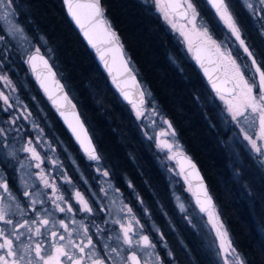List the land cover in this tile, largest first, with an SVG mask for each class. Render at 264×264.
<instances>
[{
	"label": "trees",
	"instance_id": "1",
	"mask_svg": "<svg viewBox=\"0 0 264 264\" xmlns=\"http://www.w3.org/2000/svg\"><path fill=\"white\" fill-rule=\"evenodd\" d=\"M194 3L201 17L216 32L213 11L204 0H194ZM228 3L241 32L257 34L240 3L237 0H228ZM101 5L144 89L151 93L186 154L198 165L233 246L246 264H264V179L254 175L248 167L239 169L238 176L234 174L221 140L219 142L217 108L204 103L210 91L198 70L151 7L139 0H101ZM14 6L18 20L32 40L36 42L40 36L45 39L46 47H40V52L49 57L75 101L96 149H107L105 155L116 151L124 156L127 150L116 149H132L140 162L155 164L129 105L121 102L109 84L93 53L67 17L62 0H14ZM11 44L4 71L14 84L19 81L28 86L29 93L47 109L53 132L68 147L78 149L41 97L17 45ZM259 60L264 64V50L259 53ZM22 92L20 89L24 99ZM123 161H127L126 157ZM143 170L153 172L157 198L165 201L167 194L163 180L158 173L154 174V168L149 166ZM183 234L187 235L185 231ZM186 243L193 264H202L191 239ZM172 247L175 254L187 259L176 249L174 242ZM184 263L191 264L187 260Z\"/></svg>",
	"mask_w": 264,
	"mask_h": 264
},
{
	"label": "rangeland",
	"instance_id": "2",
	"mask_svg": "<svg viewBox=\"0 0 264 264\" xmlns=\"http://www.w3.org/2000/svg\"><path fill=\"white\" fill-rule=\"evenodd\" d=\"M139 1L152 8L153 12L160 18L161 22L176 37L181 51L190 61V46L199 40L204 41V39L199 35V29L203 27L209 30L210 34L216 40L217 44L221 45L222 49L227 46L226 50L232 52L233 58L237 59V62L241 66L247 64L251 67V61L240 47L239 41L232 36L230 30L224 22L220 20L216 12H213L212 14L216 22V32H214L207 22L201 17L198 11L197 22L194 27L193 24L188 22V19L185 21H179L172 14H170L166 10L162 0H160L159 7L156 4V0ZM237 1L243 9L256 19L260 32L262 33V29H264V13L260 16H254L248 10L243 0ZM6 2L7 0H5V3ZM250 2L255 4L256 0H250ZM12 11L16 13L12 19L14 21H18L19 25L23 28L24 38L22 39L19 36L13 37L7 35L6 32H0V35H4V39L0 41V75H6L11 81L10 87L0 81V92H3L4 95L9 98L8 102L11 105V107H8V105H5L4 101L0 99V129L4 130V136L0 137V140L5 141L7 145V147L0 145V161H7L10 159L7 155L8 151L15 150L16 153L21 152L22 146L27 145L29 141L32 142L31 146L34 147L37 152L42 151L43 149L46 151H52L53 149H71L53 132L51 119H49L47 109L43 108L41 104H39L36 96L29 93L28 86L19 81V84H14V82L7 75L6 71H4V69H7L6 64H8V55L11 50V43L17 45V51L20 52L21 58L24 62H26L30 53L36 52L37 49H39L40 52V47H46V41L42 36L34 42L28 35L25 27L18 20V11L15 9V6ZM173 25H175V27H173ZM237 25L240 28V25ZM213 52L219 56L216 49H214ZM256 60L258 61L257 58ZM175 63L178 64L177 61ZM254 75L255 69L248 72L249 78ZM228 78L232 80L231 75H229ZM255 79L258 83L259 77L255 76ZM19 88L23 91L22 94L25 96L24 99L22 98ZM257 91V89H254V93ZM145 96L147 100L144 107L138 108L136 106L133 107V105H129V110L137 123L142 139L150 147L149 150L151 152V157L157 165L156 168L159 177L163 180L164 185L165 182L166 185L168 184V188L170 189V201H172L174 208L178 211L179 216L182 217L189 229V231H186L187 235L185 236V240L191 239L193 244L192 246L195 247V251L199 254L202 264H223V257L217 255V253H219V246L218 241H216V233L213 228V223L217 224V226L219 223H223L220 213L218 209L214 207L205 214L201 215L193 206L189 184L186 182L184 176L180 173L175 164V157L179 154L186 153L185 148L174 129L170 126L168 120L158 110L157 104L147 89H145ZM231 99L232 96L221 99L220 95L214 94L211 91L207 95L206 99H204V103H206L207 106H216L217 108V110H215V117L217 119V126L219 127L221 133L219 142L221 140L222 146L231 161V166L233 167L234 174L236 176L240 173L239 169H245L248 167L254 175L258 177L260 176L264 179V165L259 163V161L264 159V157H261L254 152L248 141L244 139V136L248 135L251 139L256 140L257 145L260 146L261 151L264 152V139L258 138L262 134L259 116L247 113V119L239 117V123H237V121L232 119V115L228 111V104L226 101ZM137 110L142 113L139 118H137ZM165 121H167V123H165ZM210 125L213 127L215 126L212 122H210ZM173 133H175V135H173ZM168 145H171V148H169ZM28 155L29 154H26V156ZM43 160L57 161L58 159L54 157L50 160L46 158ZM246 175L249 176L248 174ZM27 179L32 185H34L33 181L35 182L37 180V176L31 175V177ZM36 191L42 192L41 189ZM0 193H2V189H0ZM110 200L113 199L111 198ZM49 213L55 217L56 221L63 219L65 223L68 224L69 229L74 230L72 239H74L75 242H80V237L83 236L84 231V228L80 226L82 222L81 219H76L73 214L69 215L67 213H62L64 216L62 218H58V214L60 212L55 210L52 206L48 207L47 211H45L43 215L47 216L51 220ZM210 216L213 217L211 221L209 219ZM125 217L126 214L116 207L115 202L113 203V201H110L108 212L105 217V221H107L105 224L107 226L100 227L103 229L102 232H97L96 227L90 231L86 227V224L82 222L83 226L88 229L89 235L93 238L96 249L101 256H103L104 253L105 243L110 246H115L117 243L115 239H108L109 236L118 234L120 230L119 224H115L113 221L120 220L124 224H127L128 222H125ZM216 217L219 219L216 220ZM72 220H75L77 223L73 224ZM132 223L135 231L143 235H148L142 227L138 228L134 221ZM224 228L227 230L225 225ZM4 229L7 230V228ZM47 229V234H49L51 230H56L58 233L67 236V233L63 228L59 227L58 223L54 229L52 223H50L47 226ZM167 233L170 235L168 230ZM7 234L9 233L6 231V235ZM165 235L166 230L163 231L158 224L156 228L157 242L153 243L155 248L152 250L154 254H158L160 256L161 264H185V259L175 254L176 252L172 247L174 234H171V238L169 237L170 239H168ZM136 238L138 239L139 237L137 236ZM147 251V249L138 251V256L142 259V261L144 259H149V257L144 255ZM169 252H171V256H169ZM151 259H154V256Z\"/></svg>",
	"mask_w": 264,
	"mask_h": 264
},
{
	"label": "snow or ice",
	"instance_id": "3",
	"mask_svg": "<svg viewBox=\"0 0 264 264\" xmlns=\"http://www.w3.org/2000/svg\"><path fill=\"white\" fill-rule=\"evenodd\" d=\"M243 2L254 16H260L264 13V0H256L255 4L250 2V0H243ZM65 3L68 5V10L72 18L82 30L85 28L82 17H85L89 26L93 29L103 26V33L109 38V42H117L118 38L116 33L112 31L110 25H108L104 18V9L101 6V0H90L89 3H74V0H65ZM208 3L215 9L216 14L230 30L232 36L239 41L240 47L251 61V67L247 64L241 66L237 62V59L233 58L232 52L226 50L227 46L222 49L221 45L217 44L207 28L201 27L199 29V35L207 44L216 49L220 59L225 62V66L230 67L232 73V80L230 82L233 86L231 89H228L232 96L231 100L226 101L228 104V111L232 115V119L237 121V123H239V117L247 119V113L258 115L262 133L258 138L264 139V64L258 63L254 52L249 49L245 40L242 38L241 30L230 10L228 0H208ZM156 4L159 7L160 0H156ZM183 5L185 6V18L195 27L198 12L194 0H183ZM13 7L14 0H7L6 3L5 0H0V32H6L7 35L13 37L19 36L23 39V28L19 25L18 21L12 19V17L16 15V13L12 11ZM82 9H86L87 12L82 13L78 11ZM173 27H175V25H173ZM84 34L88 38L89 43L92 44L93 47H96L89 32L85 31ZM262 34H264V29H262ZM3 39L4 35H0V41ZM37 59H39L44 64L45 68L51 72V68L48 66V61L43 56L39 55V49L36 50L35 54L30 55L28 59V63L32 66L33 71H35V61ZM252 69H255V75L249 78L248 72ZM255 76L259 77L258 83ZM37 78L39 79V77ZM0 81L4 82L9 87L11 86V81L6 75H0ZM41 87H44L43 83H41ZM213 88L218 92L220 91L215 83H213ZM254 89H257L258 91L254 93ZM0 99L4 101L5 105L11 107L8 102L9 98L5 96L3 92H0ZM64 99L67 100V97ZM221 99H224V97L221 96ZM133 107H135V105H133ZM136 114L137 118L142 115L139 110H137ZM165 123H167V121H165ZM173 135H175V133H173ZM3 136L4 130L0 129V137ZM244 139L248 141L254 152L259 156L264 157V152L261 151V147L257 145L256 140L251 139L248 135H245ZM31 144L32 142L29 141L27 145L22 146V151L29 154L24 160L20 161V179L23 187L25 189L33 187L25 177L27 176L30 178L31 175H33L28 169L34 167L39 170L35 175L43 185L44 189H51L52 195L49 196V200L53 204L55 210L61 213L80 211L93 214L94 209L79 191L74 193V198L80 205L78 210H74L71 205H68L66 208L61 206L62 203H65V197L60 194V190L55 181H50L49 177L45 174V171L42 168L43 158L37 150L31 146ZM0 145L7 147L6 142L3 140H0ZM168 147L171 148V145H168ZM7 155L13 159L17 158L15 150L8 151ZM87 155L90 160L97 161V163L100 160V157L94 148L91 151H87ZM29 160L34 161L35 163L29 164ZM259 163L264 165V159H261ZM53 164H55V161H53ZM189 164H191V161H189ZM191 166L193 168L195 167V165ZM97 170L100 171L99 167ZM102 175L108 176L109 173L107 171H102ZM64 180L66 183L71 184V180L67 175L64 176ZM129 187H131V185H129ZM0 189L3 190L2 193H0V223L10 226L7 230L0 228V264H161L160 256L154 254L152 251L155 248V245L152 243L149 236L143 235L134 230L132 222L134 221L136 224H139V221L136 219L135 215L132 214V209L128 208L127 205H124V208L127 209L129 222L124 224L120 220L113 221V223L119 224L120 230L118 234L109 236L108 239H115L117 243L115 246H110L105 243L104 253L103 256H101L96 249L93 238L89 235L88 229L83 226L82 222L80 226L84 228V231L83 236L80 237L79 243L74 242L72 239L74 230H70L68 224L65 223L63 219L56 221L51 213H49V216H51L50 220L47 216H41L40 211L36 210L35 219H33L30 224L28 221H25L24 223H15L9 218V209L11 206L6 200H11L16 203V197L12 194L8 182L2 175H0ZM23 195L26 198H29V203L33 208L38 203H45L40 197L46 195V193L39 191L29 192L25 190ZM204 195L206 203L211 205L212 200L207 191H205ZM16 207H20L19 203H16ZM45 211H47V209H45ZM100 211H104V209L101 208ZM204 211H206V209L202 206L201 212ZM21 212L23 214L22 209ZM209 219L211 221L213 217L210 216ZM215 219L218 220L219 218L216 217ZM105 222L107 223V221ZM50 223H52L53 229L58 223L59 227L63 228L67 233V236H65L58 233L56 230H51V237L56 238L50 246L52 251L45 249L43 242L39 240L35 241L33 244L17 243L20 241L21 236L24 235V233L20 232V229L26 227L27 233L35 237H41L47 235V226ZM72 223L75 224L77 222L72 220ZM41 227H45L46 231L44 233L41 232ZM213 228L219 246V253H217V255L223 257V264H245L244 259L233 246L232 240L229 237L228 231L224 228L223 223H219L218 226L213 223ZM96 230L97 232L103 231L99 226H97ZM6 231L9 234L6 235ZM137 236L139 237L138 239L136 238ZM61 241L64 243H61ZM143 249L148 250L144 255L149 257V259H144L142 261L138 256V251ZM171 255V252H169V256ZM153 256L154 259H151Z\"/></svg>",
	"mask_w": 264,
	"mask_h": 264
},
{
	"label": "flooded vegetation",
	"instance_id": "4",
	"mask_svg": "<svg viewBox=\"0 0 264 264\" xmlns=\"http://www.w3.org/2000/svg\"><path fill=\"white\" fill-rule=\"evenodd\" d=\"M230 10L232 12L231 7ZM243 10L248 15L249 21L257 34L246 35L241 33V36L249 49L254 52L258 62L261 63L259 60V53L264 50V35L260 32L256 19L245 9ZM235 20L237 24H239L236 18ZM218 61L220 64L223 62L219 56ZM229 75L232 76L231 70L227 74V77ZM95 150L100 157L98 163L97 161L88 160L83 155L81 149H53L52 151L43 149L38 152L43 159L46 158L50 160L54 157L58 159L55 161V164H53L52 160H43L42 168L50 181H55L60 190V194L64 195L65 203H62L61 206L66 208L68 205H71L74 210H78L80 205L76 202L74 193L79 191L94 209L93 214L80 211L67 214H73L76 219H81V221L86 224V227L92 231L94 227L107 226L105 224V217L108 212L110 201H113V203L115 202L116 207L126 214L125 222H129L127 209L124 208V205H127L128 208L132 209V214L135 215L136 219L139 221V224L136 225L138 228L142 227L145 233H148L152 243L157 242L156 228L159 224L163 231L166 230L165 236L168 239L171 238L172 233L174 234V240L172 241L175 243L176 249L180 250L182 255L185 254V258H187L185 260H187V262L193 264V260L188 256L187 243L184 237L185 234H183V231L186 232L187 230L189 231V229L182 217L179 216L178 211L174 208L172 201H170V189L168 188V184L166 185L164 181L167 194L165 201H159L155 193V186H153L154 184L152 182L153 172L148 173L143 170L145 167L150 166L154 168V174H157L156 163L140 162L138 154L132 149L131 151L130 149H116L120 152L127 150V155L125 156L123 154L118 155L116 151L113 152L112 155L110 153L105 155L104 151L107 149ZM26 154L27 153L23 151L17 152L16 159L10 157L7 161H0V175L8 182L12 194L16 197V203L20 205V207L17 208L16 203L11 200H6L11 206L9 209V218L15 223H24L28 221L30 224L31 221L35 219L36 210L40 211L41 216H43L45 209L54 206L49 200V196L52 195L51 189H44L38 179L35 182L33 181V187L28 189L23 187L19 169L20 161L27 157ZM123 157H126L127 161H123ZM28 163L34 164L35 162L29 160ZM98 167L100 171L97 170ZM28 171L33 174L32 176H36L35 173L39 172V170L34 167L28 169ZM102 171H107L109 175H102ZM180 173L183 175L182 172ZM65 175L71 180V184L65 182ZM27 178L29 177L26 176L25 179L28 180ZM147 182H149L148 187L146 186ZM129 185H131V187H129ZM141 185H143V188ZM39 189H41L43 193H46V195L40 198L44 200L45 203H38L33 208L29 203V198H26L23 192L25 190L34 192ZM145 191L147 193H145ZM111 198L113 200H110ZM101 208H103L104 211H100ZM21 209L23 210V214ZM63 216L61 212L58 214V218H62ZM9 227L8 225L0 223V228L9 229ZM167 230L170 232V235H168ZM20 232L24 233V235L21 236L20 241L17 242L18 244H33L35 241L39 240L43 242L45 249L52 251L50 246L54 238L51 237V232L41 237H35L27 233L26 227L20 229ZM41 232H45V227H41ZM61 243L64 242L61 241Z\"/></svg>",
	"mask_w": 264,
	"mask_h": 264
},
{
	"label": "water",
	"instance_id": "5",
	"mask_svg": "<svg viewBox=\"0 0 264 264\" xmlns=\"http://www.w3.org/2000/svg\"><path fill=\"white\" fill-rule=\"evenodd\" d=\"M204 1L211 11L216 12L211 4L208 3V0ZM89 2L90 0H74V3ZM162 2L166 10L176 19L179 21L186 20L184 16L185 6L183 5V0H162ZM62 4L67 17L89 50L93 53L97 64L106 75L109 84L121 102L125 105H135L138 108L144 107L147 100L145 89L138 77L137 71L131 64L119 40L115 43L109 42V38L103 33V26L93 29L89 26L85 17H82L85 24V28L82 30L69 13L68 5L65 3V0H62ZM78 11L82 13L87 12L86 9ZM104 18L108 25H110L105 15ZM85 31H88L92 36L96 47H93L92 44L89 43L88 38L84 34ZM214 49L213 46L199 40L193 43L189 48L190 59L212 93L223 97H230L231 94L228 89H231L233 86L230 82L231 80L227 77V74L230 72V67H226L224 61L219 64L218 56L213 52ZM35 53L36 52L30 53L26 59V65L33 83L76 147L81 149L83 155L90 160L87 151H91L93 148L96 149V146L75 101L69 95L64 83L58 76L57 71L47 55L39 52V55L43 56L48 61L51 72L45 68L44 64L39 59L35 61L36 68L35 71H33L32 66L28 63V59L30 55ZM37 77H39V79ZM41 83H43L44 87H41ZM213 83L217 85V88L220 90L219 92L213 88ZM65 97H67V100L64 99ZM189 161H191V164H189ZM175 164L179 171L183 173L189 184L191 201L197 212L204 214L213 209L215 207L214 199L195 161L186 154H179L175 157ZM191 165H195V167L193 168ZM205 191H207L208 195L211 197V205L206 203ZM202 206L206 211L201 212Z\"/></svg>",
	"mask_w": 264,
	"mask_h": 264
}]
</instances>
